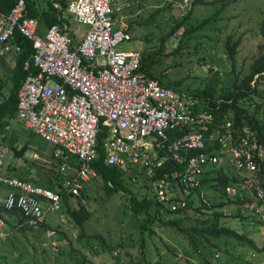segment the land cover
I'll list each match as a JSON object with an SVG mask.
<instances>
[{"label": "built area", "instance_id": "2783aa9c", "mask_svg": "<svg viewBox=\"0 0 264 264\" xmlns=\"http://www.w3.org/2000/svg\"><path fill=\"white\" fill-rule=\"evenodd\" d=\"M119 7V0H69L68 13L89 28L80 40L67 25H52L41 36L39 21L27 17L25 0L8 14L0 11V58L22 53L18 33L35 50L32 64L27 61L24 68L29 72L33 65L38 73L18 92L17 117L54 146L55 159L64 160L59 165L62 188L80 196L84 182L97 177L94 164L104 154L106 164L124 174L131 169L134 177L138 167L139 175L153 179L149 184L156 201L178 212L189 203L210 207L203 187L208 167L229 164L243 178L240 191H248L252 200L242 211L264 221L263 146L250 128L236 135L232 120L215 125L210 112L197 110L194 102L141 72L142 51L118 49L133 39L125 21L121 29L115 26ZM5 153L0 148L1 167ZM167 162L179 168L154 180ZM0 181L11 188L5 211L18 210L26 225L41 227L48 213L63 207L56 191L2 174ZM5 226L0 218L1 233ZM51 245L57 250V242Z\"/></svg>", "mask_w": 264, "mask_h": 264}, {"label": "trees", "instance_id": "16d2710c", "mask_svg": "<svg viewBox=\"0 0 264 264\" xmlns=\"http://www.w3.org/2000/svg\"><path fill=\"white\" fill-rule=\"evenodd\" d=\"M19 0H0V11L3 13H10L12 8L18 3ZM27 6V17L35 18L39 21L40 27L44 25L50 27L52 25H64L68 26V23L64 19V14L67 12L69 1L68 0H25ZM148 0H119L120 7L114 14L116 17L121 10L130 8L138 10ZM183 3L185 0H177ZM188 12L183 16H171L169 19L158 20V16L167 10L172 9L173 3H168L167 7L156 10L150 14V17L146 20L130 22L125 24V31L131 35L134 34V24L137 27L145 28L146 26H152L156 23L157 27L162 31L161 36L157 40L158 43L154 46H148L142 51L143 59L141 62L140 71L143 72L149 79L159 82L163 87L173 89L181 96H189L193 100L196 109L207 110L214 117L215 125H223L226 121L232 120L234 128L237 130L236 135H243L245 130H251L252 134L256 136L258 143L264 148V89L261 86L264 84V13L256 11L257 18H260V24L258 30H253L252 37H256L260 41L255 46V50L251 52L247 57L239 60V48L243 44V37L234 40V36H229L226 39L224 47L222 49L223 33L233 17L228 13L233 6L244 0H190ZM59 5V6H57ZM210 8L208 15L200 22L193 23L194 9L197 7ZM254 5H250L249 9L254 10ZM121 20L124 19L121 16ZM142 18V17H141ZM162 19V18H161ZM40 31V30H39ZM221 34V35H219ZM213 35V36H211ZM216 37V39L214 38ZM149 40V38H147ZM208 40H215V50H221L222 54L227 57L222 60L219 58L217 64H224L225 61L231 65L230 70L217 69L211 64V58L205 55L207 49ZM17 43L22 46V53L16 55V69L14 70L13 77L14 85L12 94L0 105V136L5 134L6 128L17 118L18 107V92L22 87L23 82L32 74H37V70L32 65L31 70L28 72L24 66L27 61L32 64V59L35 54V50L30 41L25 39L20 33L17 34ZM169 45L172 47V51L168 52ZM187 51V53H184ZM200 52L203 55L197 60L203 67L209 65L206 72L210 74L203 82V86L191 90L190 86H184V81H171L168 78L167 71L169 68H165L162 71H158L159 68L166 64V61L171 57L173 58L172 67H180L183 69L185 66L184 60L191 56L197 55ZM188 55V56H187ZM186 57V58H185ZM191 61V58H190ZM206 68V67H205ZM226 76L225 80H222L219 74ZM202 82V81H201ZM6 88V83L0 79V92ZM255 104V111L251 112V106ZM200 106V107H199ZM215 128V127H214ZM212 129L209 131V133ZM223 133H229L227 129L222 130ZM106 133L103 132L99 135V149L102 150V142ZM178 135V134H177ZM235 135V137H237ZM209 136V135H208ZM1 141V140H0ZM28 144L24 145L21 149L15 144L9 145V149L14 151V160L25 159V155L28 151ZM191 154H194L193 152ZM104 154L100 160L94 164V169L98 174V183L101 188H111L108 193L110 197L119 195L120 200L126 203V208L130 209L133 216L136 219H140L143 216V222L141 228L143 230H149L154 234L153 228L150 224H154L155 221H159L177 232L178 235H182L186 240L188 246H190L192 253L196 254L201 264H220L223 260L222 252L228 254L227 257H234V250L238 248L242 251L241 260L244 264H264V261L259 259L264 257V245L259 247L254 239L247 235L248 229H239L226 221L238 220L244 227L245 222L251 223V225H263L264 221L257 216H247L242 211V207L248 202H252L248 191H240V187L243 182V178L236 172L232 166L227 164L225 166H209L203 179V187L205 190V196L209 200L211 206L206 207L196 204H188V207L178 212H172L170 209H165L164 205L156 201L155 197L140 194V190L135 191L125 186L123 180L124 173L116 167H110L104 160ZM53 159H55L53 155ZM56 166H52L48 163H43L51 174L50 178H47L44 184H41L46 189L54 190L58 192L63 201V205L67 209L70 216L73 218L76 225L83 230L85 229V223L92 215L89 203L86 202L88 196L83 191V199L81 197L73 196L69 194L63 188L58 187L63 183L65 176L60 173L59 165L63 163V159H55ZM73 163L76 164L75 161ZM163 170H160L156 179H161L164 174H171L179 167L174 163L167 162ZM15 172L14 165H10L9 172ZM2 174L0 166V175ZM261 176V174H259ZM13 177V176H12ZM57 178V179H56ZM139 182V178L135 175L131 181L136 186V182ZM23 180V179H22ZM56 180V182H55ZM144 185L147 187L149 183H152L153 179L149 180L147 177H143ZM26 183H30L27 180ZM58 184V185H57ZM0 185L3 187L6 184L0 181ZM33 185V184H32ZM38 184H34L37 186ZM145 187V186H144ZM139 187L140 188H144ZM145 187V188H147ZM236 189V194L233 195V190ZM119 192V193H118ZM121 193V194H120ZM7 196V195H6ZM0 204V218L12 226L13 231L11 235L19 238L22 234L41 228L46 230L48 228L47 220L41 227H33L26 225L25 218L20 214L18 210L10 212L5 211L4 203ZM198 204V203H197ZM235 209V211H233ZM233 211V212H231ZM208 212L209 214L205 218L202 216ZM193 213V214H190ZM203 214V215H202ZM201 217V218H200ZM205 217V216H204ZM144 218H148L146 221ZM11 220H15L12 223ZM19 223H22L19 226ZM236 224H239L238 222ZM248 224V223H247ZM248 226V225H247ZM246 226V227H247ZM150 228V229H149ZM12 236H9L6 240H9ZM83 238H88L87 233H83ZM95 239H100L102 245L106 247L105 240L99 236H95ZM142 246L144 243L141 244ZM15 247V244L12 243ZM251 248V260L245 258L244 251L246 248ZM113 253L114 250L111 248ZM109 249V251H111ZM111 251V252H112ZM186 254V261L190 263V258L187 256L189 252L183 250ZM174 254H178L176 250L172 251ZM217 252V253H216ZM118 253V252H116ZM198 253V254H197ZM212 253L217 255L211 256ZM254 256L258 257L254 260ZM116 264H125L121 256H114ZM231 260V258L229 257ZM143 262V261H142ZM79 261L77 262V264ZM85 263V262H84ZM87 264V263H85ZM160 264V263H158Z\"/></svg>", "mask_w": 264, "mask_h": 264}, {"label": "rangeland", "instance_id": "374dc122", "mask_svg": "<svg viewBox=\"0 0 264 264\" xmlns=\"http://www.w3.org/2000/svg\"><path fill=\"white\" fill-rule=\"evenodd\" d=\"M171 2L173 3L172 9L167 10L166 13L162 11L158 16L159 21L169 19L171 16L183 17L188 12L191 3L190 0H185L181 4L177 0H148L145 3H140L144 4L140 9L135 10L131 6L130 8L128 7L125 9L124 12L123 10L118 12L117 16L124 18L127 23L136 21L140 22L141 20L149 18L150 14L156 10L167 7V4ZM250 5L255 6L254 12L249 9ZM209 10L210 8L197 6L194 9L195 15L192 22L200 23L208 15ZM256 11L264 13V0H244L233 6L228 12L233 17V20L227 24L228 26H226L225 33H223L222 37L223 42L220 44H222L221 47L223 49L225 41L229 36H234V40L243 37L244 42L239 48L240 61L251 54V52L255 50L258 41H260L256 37H252L253 30H258L260 24V18H257ZM117 16L115 17V26L116 28L121 29L123 19L121 20V18ZM64 19L68 23L70 31L76 34L78 39H81L87 33L89 28L76 22L74 17L68 12L64 14ZM133 25L135 31L132 35L133 39L130 42L122 43L118 47L119 50L143 51L148 46L152 47L158 43L157 40L161 36L162 31L157 27L156 23L152 26H146L145 28L137 27L138 25L134 23ZM46 28L47 26L44 25L41 28L42 32L41 30L39 32L43 37L46 34ZM147 38H149V40H147ZM214 38L216 39L215 36ZM214 42L217 43L215 40H208V47L205 51V55L211 58V64L214 65L213 67L215 70L219 68L230 70L231 65L228 61H225L224 64L216 63L219 58L224 60L227 55L224 56L221 50H215ZM172 50V47L169 45L168 52H171ZM184 53H187V51H184ZM201 53L202 52L191 56V61L190 58L185 57V66L183 69H180V67L177 68L176 66L172 67L173 58L170 57L166 61V64L159 68L158 71L160 72L165 68H169L167 71V79L171 81L183 80L185 87L190 86L191 90H195L203 86L201 85L204 83L203 81L210 76V74L206 72L209 65H205V68L197 62V60L203 56ZM219 76L222 80L226 79L224 74H219ZM11 85L13 84L10 82L8 87L11 88ZM261 89H264V84L261 86ZM3 94L7 95L6 91ZM3 96L4 95H0V100ZM185 98L186 100L193 102V100L190 99L191 97L185 96ZM255 107V104L251 106V112L255 111ZM20 140L24 145L29 143L27 145L29 149L25 155V158L29 161L20 159L21 165L19 166V163H17L15 168L19 169V171L20 169H23V172H26L27 169L31 168L33 171L31 174L32 176H51L48 167L46 168L43 164V159L41 158L37 160L38 154L36 152L40 153L44 150L46 153L50 154L52 153L53 145L47 143L36 135H31V141L27 143L24 142V139ZM15 163L16 160H13L11 165H15ZM134 171L139 180L143 181V175H139L138 173L140 169L135 167ZM10 173L11 175H14L12 171ZM21 174L22 170L20 172V175ZM124 182L125 186L129 189L135 191L140 190V194L143 193L144 195L154 197L151 184L149 185L151 187H147L144 184H138L135 186L130 179L124 180ZM142 186L147 188L144 187L139 189V187ZM5 189L6 188H4V190ZM110 189L111 188L108 187L87 188V202L91 208L92 215L85 223L84 230L75 224L68 211L49 214L56 219L58 218L60 225L55 228L60 241L59 243L57 242V250L56 248L54 249L51 244H48L50 237L46 233L47 229L43 230L38 228L27 232V234H22L19 238H15V236H18L19 234L14 236L10 235L12 237L9 240H4L7 235H2V238H0V264H77L78 261V264H116L113 259L116 255L121 256L125 264H188V261L185 259L186 254L183 250L189 252V255L187 256L190 258L191 264H201L196 254H190V252L192 253V248L188 246L187 240L182 235H178L177 232H174L173 229L166 227L159 221H155L154 224H150L151 229L153 228V231L155 232L154 234L150 233L149 230H143L141 228L143 216L140 217V219H136L130 209L126 208V203L117 200L120 199L118 198L120 197L119 195L110 197V194L108 193ZM196 202L198 203V201ZM233 211H235V209ZM205 213L206 215L202 214L204 220L209 214L208 212ZM147 219L148 218H144L145 221ZM226 222L239 229H248L247 235L253 237L261 247L264 245L263 225L254 226L245 222L243 227L238 220H229ZM237 222L239 224H236ZM10 231H13V229L11 228ZM84 232L87 233L89 239L83 238ZM95 236L103 238L106 247L109 246V248L107 247L105 248L106 250H104V247L99 245L100 243L102 244L101 240L95 239ZM12 243L15 244V247L12 246ZM70 243H72V245H70ZM142 243H144L143 246L141 245ZM111 248H113L114 253ZM109 249H111L112 252L109 251ZM174 250H176L178 254H174L172 252ZM250 250L251 248L249 246V248H246L244 251L247 260H251ZM241 253L242 251L236 248L234 250V257L229 256L231 258L230 260L229 257H227L228 254L222 252L223 260L220 261V264H244L240 257L242 256ZM211 256L217 258L215 253H212Z\"/></svg>", "mask_w": 264, "mask_h": 264}, {"label": "crops", "instance_id": "0c3cea01", "mask_svg": "<svg viewBox=\"0 0 264 264\" xmlns=\"http://www.w3.org/2000/svg\"><path fill=\"white\" fill-rule=\"evenodd\" d=\"M69 1V0H68ZM68 12V11H67ZM123 21H124V19H123ZM69 27V26H68ZM49 27H47L46 29H48ZM39 30H41V28L39 27ZM40 32V31H39ZM41 32H42V30H41ZM47 32V31H46ZM73 33V32H72ZM74 34V33H73ZM76 37H77V35L76 34H74ZM77 40H80V39H78L77 38ZM16 56L15 55H10V56H8V57H6V58H0V79H2L5 83H6V88L2 91V92H0V95H4L3 97H2V99L0 100V105H1V103L2 102H4L11 94H12V89H13V85H14V78L15 77H13V73H14V70L16 69ZM12 83L13 85H11V88H9L8 87V85H9V83ZM5 91H6V93H7V95H5V94H3V93H5ZM15 122V123H14ZM24 130V131H23ZM31 135H36L35 133H33V132H31L30 130H28L20 121H19V119H18V117L11 123V125L8 127V128H6V130H5V134H3V136H0V148H2V150H5L6 151V153H5V155L7 154V152H8V150H9V145H11L12 143L13 144H15V146H18L19 147V149H21V147H23L24 146V144H22V141L20 140V139H24V142H29V141H31ZM36 136H38V135H36ZM22 137V138H21ZM40 137V136H39ZM20 138V139H19ZM41 138V137H40ZM44 140V139H43ZM45 141V140H44ZM48 143V142H47ZM29 144V143H28ZM37 154H38V157H37V160L38 159H43L42 161H44L45 163H48V164H51L53 167L54 166H56V162H54V161H56L55 159H53V153H54V146H53V149H52V153H50V154H48V153H46L44 150L43 151H41L40 153H38V152H36ZM42 154V155H41ZM44 158H43V157ZM34 159H36V158H34ZM4 160V159H3ZM13 160H14V158H13ZM13 160H12V162H13ZM22 160H27V158H25V159H22ZM27 161H29V160H27ZM41 161V160H40ZM41 161V162H42ZM12 162H11V164H12ZM17 163H19V166L21 165L20 164V159H18V160H16V163H15V165L14 166H16V164ZM10 164V165H11ZM36 164V163H35ZM1 170H2V167H1ZM21 170H22V174L20 175V172H21ZM32 169L31 168H29V169H27L26 170V172H23V169H20V171H19V169H17L16 168V171L15 172H13L14 173V175H11V173L9 172V176H6V175H4V173L2 172V175L5 177V178H11V179H18V180H20V181H23V180H27L28 182H31V184H38L37 186H39V187H42V188H45V187H43L41 184H44V182H46L48 179L47 178H50L49 176H45V175H37V176H32L31 174H32ZM126 173V172H125ZM125 175V174H124ZM13 176V177H12ZM132 177H133V175H132ZM132 177L130 178V180L132 179ZM144 177V176H143ZM98 174H97V177L96 178H94V179H91V180H89V181H87V182H84V188H83V190L81 191V195L80 196H77V197H83L82 195H83V191L85 192V194H86V196H88V194H87V188H89V187H99V183H98ZM23 179V180H22ZM47 179V180H46ZM57 179V178H56ZM129 180V179H128ZM23 182H26V181H23ZM55 182H56V180H55ZM63 182V181H62ZM134 182H136V181H134ZM138 184H145L144 183V180L143 181H139V182H136V185H138ZM58 185V184H57ZM62 185H63V183L58 187L59 189H61L62 188ZM4 187V186H3ZM1 185H0V189H2V190H0V204L1 203H3V200H4V198L6 197V195L8 194V192H10L11 191V188L9 187V186H5L4 188H6L5 190H4V188H3ZM153 189V188H152ZM50 190V189H49ZM54 191V190H53ZM153 191V190H152ZM143 194V193H142ZM83 199V198H82ZM117 200H120V199H117ZM83 201V204H85L86 202H87V200H86V202H85V200L83 199L82 200ZM62 213H63V211H66L67 212V209L65 208V206L63 205V207H62V209L60 210ZM59 211V212H60ZM56 213V212H55ZM49 214H51V213H48V215H47V225H48V228H47V234L49 235V232H51V231H54L55 232V235L54 236H50L49 235V242H48V244L50 245V244H52V242H60L59 241V237L57 236V233H56V226L57 227H59L60 225H59V221H58V218L56 219V218H54V216H52V215H49ZM11 222L12 223H15L16 221L15 220H11ZM17 223V222H16ZM249 225H251V223H249V222H247ZM22 223H19V226L21 225ZM11 228H12V226L10 225H8L7 223H6V226L2 229V233H1V231H0V238H2L1 236L2 235H7L6 237H5V239L4 240H6L7 238H9V236L11 235ZM47 235V236H48ZM60 235V234H59ZM63 237V236H62ZM253 238V237H252ZM254 239V238H253ZM254 241L256 242V244L259 246V247H261V245H259L258 244V242L254 239ZM46 245V244H45ZM70 245H72V243H70ZM257 258L258 257H255L254 256V260L256 259L257 260ZM259 259H261V260H263L264 261V257L263 258H260L259 257Z\"/></svg>", "mask_w": 264, "mask_h": 264}, {"label": "water", "instance_id": "95a60500", "mask_svg": "<svg viewBox=\"0 0 264 264\" xmlns=\"http://www.w3.org/2000/svg\"><path fill=\"white\" fill-rule=\"evenodd\" d=\"M14 158V151L9 149L7 154L4 157L3 164H2V172L4 175L9 176V167ZM133 170L129 169L126 171L125 175L123 176V180H128L132 177Z\"/></svg>", "mask_w": 264, "mask_h": 264}]
</instances>
